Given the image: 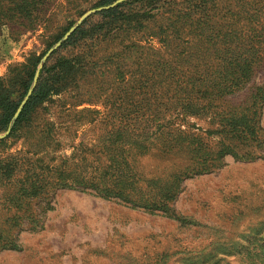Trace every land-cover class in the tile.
<instances>
[{
    "label": "rangeland",
    "instance_id": "374dc122",
    "mask_svg": "<svg viewBox=\"0 0 264 264\" xmlns=\"http://www.w3.org/2000/svg\"><path fill=\"white\" fill-rule=\"evenodd\" d=\"M98 1L49 0L45 19L34 30L0 23V78L9 75L11 66L24 63L30 54L39 56L63 38ZM255 1L203 0V8L217 12L213 25L223 37L228 33L230 40L224 47L214 38L208 46L194 44L192 50L232 49L240 36L237 12ZM146 25L143 30L127 28L81 46L91 62L85 80L72 88L75 92L41 106L31 127L0 145V156L29 155L30 160L23 162L57 168V177L70 181L60 173L67 166L85 168L90 174L107 164L102 146L115 139L120 140L116 146L125 149L124 123L130 113L123 108L153 102L159 86L165 85L157 76L159 70H167L163 65L172 62L175 53L189 52L187 48L196 41L192 34L176 40L177 47L169 55L152 35L161 21ZM242 35L254 37L249 24ZM261 47L254 77L227 97L225 106H251L256 89L264 86V44ZM186 69L187 65L179 71ZM121 85L126 96H110V89ZM99 91L107 95L96 105H69L75 93ZM256 106L261 139L258 159L243 158L241 153L238 158L231 154L219 158L216 124L210 117H167L164 122L171 129L164 135L159 127L136 131L141 139L137 140L150 151L139 160L141 179L130 196L133 203L80 188H56L47 200L32 199L18 212L22 218L12 229L17 248L1 251L0 264H264V102ZM193 134L202 136L212 157L194 158L186 149L172 148L177 136L187 139ZM205 158H216L209 160L214 167L208 171ZM7 193L0 186V228L14 212L6 210ZM151 202L159 207L140 206Z\"/></svg>",
    "mask_w": 264,
    "mask_h": 264
},
{
    "label": "trees",
    "instance_id": "16d2710c",
    "mask_svg": "<svg viewBox=\"0 0 264 264\" xmlns=\"http://www.w3.org/2000/svg\"><path fill=\"white\" fill-rule=\"evenodd\" d=\"M48 1L0 0V23L8 21L16 28L34 30L45 19V13L49 9ZM116 1L99 0L93 7L96 11L84 18L60 46L49 54L41 68L38 69L42 59L62 36L39 56L30 54L24 63L11 66L9 75L0 78V132H5L10 127V133L0 140V145L24 128L31 127L36 111L45 103L66 95L75 86L78 88L84 75L89 72L87 70L91 63L81 47L86 42H97L100 38L127 28L133 31L143 30L147 23L157 19L161 21V25L157 31H152V35L160 39L169 55L177 47L176 40L188 39V35L192 34L190 38L196 41L193 44L187 43V46L191 44L187 48L189 52L175 53L174 60L163 65L167 70H159L157 76L165 85L159 86L153 102L123 108V111L130 113L126 117L129 121L124 123L123 131L126 137L122 143L126 148L121 150V145L117 147L116 143L120 140L115 139L109 145L102 146L108 158L106 165L90 174L86 173L85 168L67 166L60 173L67 175L70 179L68 181L65 177H57L60 176L57 168L52 169L48 165L44 168L32 162H23L30 160L29 155L20 157L21 153H17L0 156V186L8 191L6 210L8 213L11 209L14 211L7 218L5 227L0 228V252L17 248L12 229L22 218L18 212L32 199L41 197L47 200L56 188L93 190L105 198H123L133 203L130 196L141 179L139 160L150 151V148L137 140L141 139L136 131L150 132L159 127L164 135L166 130L171 129L164 122L167 117H210L212 123L216 124L214 133L218 139L219 151L216 155L219 158L226 154L238 158V153L243 158H259L257 149L261 139L256 105L264 102V86L256 89L249 107H227L224 102L227 97L242 90L255 75L254 66L260 59L258 53L262 51L261 46L264 44V0H256L253 5L239 8L237 24L240 36L236 38L234 47L213 53L192 50L195 48L194 44L208 46L214 38L220 39V44L224 47L230 40L228 33L223 37L221 30L213 25L217 12L203 8V0H124L110 7ZM248 24L254 32L253 38H244L242 35ZM72 27L73 25L66 32ZM231 44L229 41V45ZM186 65L185 71H179ZM179 66L181 69L177 68ZM34 79L35 85L31 89ZM171 81L175 84L174 87H171ZM100 92L75 93V101L69 105H96L97 101H102L100 99L103 94L107 95ZM125 92L126 89L121 85L120 88L112 87L109 93L110 96L116 93L123 98L127 94ZM133 113L135 116H132ZM141 126L144 127L139 128ZM177 137L172 148L186 149L194 158L209 155L201 135L193 134L187 139ZM215 159L205 158L204 165L208 167L205 171L214 167V164L208 162ZM170 198L168 196L167 199ZM140 206L147 209L159 207L152 202Z\"/></svg>",
    "mask_w": 264,
    "mask_h": 264
},
{
    "label": "water",
    "instance_id": "95a60500",
    "mask_svg": "<svg viewBox=\"0 0 264 264\" xmlns=\"http://www.w3.org/2000/svg\"><path fill=\"white\" fill-rule=\"evenodd\" d=\"M122 1H124V0H117L114 4H112L110 7H112V6H114L115 4H117V3H120V2H122ZM98 10H100V9H98ZM96 10H93V11H91V12H88L85 16H83L81 19H80V21L79 22H77L66 34H65V36L54 46V47H52L49 51H48V53L44 56V58L42 59V61H41V64L39 65V67H38V69L39 68H41V66H42V64L44 63V61L46 60V58L49 56V54L53 51V50H55L56 48H58L59 46H60V44H61V42L62 41H64L70 34H71V32L82 22V20L84 19V18H86L88 15H90L91 13H93V12H95ZM36 78V77H35ZM34 85H35V79L33 80V83H32V86H31V89L34 87ZM31 93V90L29 91V93H28V96H29V94ZM27 98V97H26ZM26 98L24 99V101L26 100ZM22 105H23V103H22ZM21 105V106H22ZM9 132H10V127H9V129L5 132V134L3 135V136H0V138H4V137H6L8 134H9Z\"/></svg>",
    "mask_w": 264,
    "mask_h": 264
}]
</instances>
